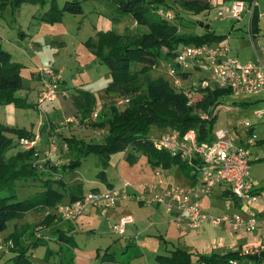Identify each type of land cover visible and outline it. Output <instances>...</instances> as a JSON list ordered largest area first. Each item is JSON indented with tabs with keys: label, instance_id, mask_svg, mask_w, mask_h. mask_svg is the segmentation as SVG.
Returning a JSON list of instances; mask_svg holds the SVG:
<instances>
[{
	"label": "trees",
	"instance_id": "obj_1",
	"mask_svg": "<svg viewBox=\"0 0 264 264\" xmlns=\"http://www.w3.org/2000/svg\"><path fill=\"white\" fill-rule=\"evenodd\" d=\"M112 1L117 13L131 16L136 30L124 33L99 32L97 43L89 42L88 44L93 45L92 51L111 75L112 80L104 90V95L110 98L119 96L118 93L135 94L123 109H119L116 101L104 102L103 110L100 114H95L96 116H94L96 98L91 92L76 87L71 94L76 112L70 122L101 131L106 129L102 142L92 143L74 137L60 136L58 138L60 146L73 150L76 156L54 165L50 160L56 148L50 155L46 154L51 142L55 146L53 141L48 142V149L44 151L46 160L42 162L39 151L34 146V132L0 122V231L6 229L10 220L22 218L28 211L43 212V218L32 227V234L36 237L33 245L39 244L38 241L42 238L37 236L40 229L50 226L57 219L62 220L57 212L60 205L71 203L83 196L81 184L65 181L62 173L76 170L81 158L90 153L100 156L103 170L97 176L102 181L106 179L104 169L109 164L110 156L130 147L133 151L143 152L153 169L166 170L175 166L182 170L190 182V187L195 186L199 178L198 171L191 168L180 156L156 149L152 139L148 138L147 132L153 126L167 129L160 135L172 131L183 135L191 129L194 130L198 142L209 143L215 139L214 110L223 97L230 94L227 88H220L214 84L206 87L198 86L192 90L198 92L200 98L192 102L189 95L191 89L179 88L174 82L175 78L182 81L192 78L193 72L201 70L199 65L181 70L175 62L181 47L223 41V35H217L210 27L206 29L203 22H198L200 31H195L194 26H191L189 31H182L180 28L189 25L183 21L179 8L184 12L197 15L212 7L211 0H176L177 7L173 4H165V0ZM19 2L20 0L17 4ZM51 9L53 11H49L45 19L50 23L59 20L64 12L82 13L79 2L74 0L65 1L60 10L53 2ZM158 10L164 13L159 14ZM167 12L171 13L170 17L165 15ZM139 26L144 27L145 30L141 31ZM161 59L169 60L173 64L168 71L173 68L175 74L170 75L167 71L169 76L174 77L172 85L161 76L157 78L149 76V72ZM132 66L139 68H132ZM21 69L22 65L12 61L9 52L0 44V104H17L22 100L16 96L17 91L23 87ZM55 73L58 74L55 80L56 86V83L60 81V75L59 72ZM40 74L37 70L32 72L31 76L39 77L42 83ZM201 113L205 114L206 118L203 116L202 118ZM8 134L15 135L21 146L18 148L14 146L16 150L11 155L5 156V152L13 146V140L7 136ZM22 140L34 142L32 146L23 147ZM134 159V153L127 154L128 161L133 162ZM23 181L35 188L34 194L18 199L15 186ZM253 191L256 192L255 189ZM224 194L233 206L237 205V201L231 197L230 192ZM29 227L30 225L18 228L15 225L13 231L5 238V245L10 242L9 246H6L7 250L13 253L12 264H31L30 255L26 252L27 248L21 242V237L29 230ZM58 231L62 232V236L58 235L57 241L62 240L73 244L72 235H67L60 229ZM108 250L109 247L102 254L97 251L96 258L99 259V264H129L116 261L113 253ZM155 259L159 264H232L233 262L249 264L252 261L258 263L264 261V251L236 250L222 254H208L176 248L169 254L156 255ZM72 261V256H69L60 264H73Z\"/></svg>",
	"mask_w": 264,
	"mask_h": 264
},
{
	"label": "rangeland",
	"instance_id": "obj_2",
	"mask_svg": "<svg viewBox=\"0 0 264 264\" xmlns=\"http://www.w3.org/2000/svg\"><path fill=\"white\" fill-rule=\"evenodd\" d=\"M17 1L0 0V44L3 49L9 52L12 61L22 65L23 87L16 93L22 100L17 104H0V122L12 127L26 128L35 134L41 132V141L37 142L35 146L41 154L48 149L47 132L50 131L53 134V139L51 140L55 143L56 148V151L53 152V158L66 162L75 157L76 153L73 150L62 147V145L60 146L61 143L58 142L60 136L83 139L85 142L100 143L104 139V133L106 132V129L101 131L99 129L81 127L67 119L65 104L68 105V109L72 105L71 94L75 91L74 88L79 87L95 96L94 114H100L103 110V103H108V101H116L119 109H123L130 103V98L135 94L132 93L130 95L127 93L121 95L118 93L119 96L110 98L104 95V90L112 80L111 75L107 67L100 62L92 51L93 45L88 43H97L99 32L114 31L116 33H124L125 31H135L136 27L130 15L117 13L112 0H74L79 2L82 13L70 14L64 12L60 19L53 23L45 20L47 13L53 11L51 3L54 2L60 10L65 1L73 0H20L18 4ZM225 2L224 5L230 3L229 0H225ZM168 3L177 7L176 0H165V4ZM218 6L219 4L217 6L212 5L208 11L197 15L184 12L179 8V14H181L183 21L189 25L180 28L182 31H189L190 27L194 26L195 31H200L198 22H203L208 24L211 30L217 32V34L224 33L223 25L228 23L230 27L233 22H226L227 16L223 18L217 16ZM238 24L240 22L234 23V25ZM139 29L141 31L145 30L141 26H139ZM239 29L241 30L242 28L239 27ZM234 30H237V27ZM224 44L231 49V43L229 44L228 41H225ZM232 47L235 48L234 45ZM256 50L258 52L259 48L256 47ZM170 66H173V64L169 60L161 59L158 65L149 72V76L151 78L161 76L172 85L174 77L167 74ZM41 68H50L55 72H59L60 81L56 83L55 96L57 97L60 94L63 104L59 103L58 99L53 101L46 100L43 103L39 102L38 96L42 83L41 80L32 78L31 73L39 71ZM132 68L139 67L132 66ZM42 74L40 75L42 76ZM179 80V88L191 89L189 95L191 101L194 102L200 98V94L192 90V88L203 87V82L208 81V73L200 70L193 72L192 78H188L185 81ZM209 85L213 86V83ZM240 100L233 95L223 97L219 104L217 119L213 124V133L216 130L226 131V129L235 126L242 138L247 136L242 122L247 120L251 123H256L254 114L261 111V109L253 104L242 108ZM57 104L60 106L58 109L56 108ZM202 116L204 117L205 114L201 113ZM40 127L45 128L46 131L40 129ZM255 127V130L252 128V133L260 139L264 138V123L258 122ZM166 130V128L153 126L148 130L147 136L149 139H153ZM7 136L13 140V146L5 152V156L11 155L16 150L14 146H17V148L21 146L18 144L15 135L8 134ZM226 138L232 141L236 139L231 132L227 134ZM27 145L23 144V147L32 146L33 144ZM128 153H134V163H129L126 160ZM149 165L143 152L140 150L133 151L132 148L128 147L123 152L113 154L111 161L104 169L107 180L112 179V183L115 186L124 187L125 183L131 185V187L125 189L122 187L116 189L124 190L128 193L130 201L141 203V212H143L141 218L144 220L147 217L154 219V217H151L154 206L150 205L153 203H149V199H152L154 195H162V190L168 184L180 187L189 184V180L184 176L182 170L177 169L175 166L166 170L159 169L161 173L157 176L154 173L155 169L151 166L149 167ZM254 167L264 168V162L254 163ZM102 170L100 156L90 153L81 158L80 165L76 170L64 172L62 175L64 180L72 184L80 183L82 192L85 195L91 192V189L100 185V179L97 175ZM252 179L259 182L254 174ZM262 182H264V179H262ZM153 183L157 184L155 192L142 193V190L137 188L139 185L147 186ZM34 190V187L29 186V183L26 184L24 181L17 183L15 186L18 199L33 195ZM143 194L146 202L135 200L136 196ZM210 201L212 202V207L209 208L211 214L221 215L227 212H224L223 209V199L216 198L215 193ZM203 207L206 210L208 208V206ZM139 211L138 208H135V212L128 209L126 212L131 215L126 213L124 216H135V213ZM161 212L158 211L160 220L162 219L161 214L164 216L163 212ZM84 215H87L86 217L90 221L88 224L83 220L86 217L81 218ZM43 216V212L31 210L26 212L23 218H16L8 222L6 229L0 231V264H12L13 253L7 250L6 246H9L10 242L5 245V238L13 231L14 226L24 223H37ZM83 216H80L81 219H78L76 223L71 224L73 227L67 232L73 235L75 241V244L71 247L63 246L54 240L58 236L56 229L63 228L60 223L40 229L37 236L42 238H40L39 241L41 242L37 245L32 244L36 239L34 235L25 237L22 240V244L27 248L26 252L30 255L31 264H60L69 256H72L73 264H99L98 258L95 257L96 250L102 254L107 247H109L108 251L114 254L116 261L120 263L158 264L154 256L156 254H165L171 248L170 243H165L158 236H153L154 238L149 236L152 232L154 235L159 234L155 233L153 229L141 234L139 237H135V235L128 237L129 234L131 235L129 231H126L125 235L122 236L115 233L109 224L107 225L108 216L94 211L91 207ZM61 221L65 224L64 219ZM72 221L75 220L70 222ZM161 221L162 223L165 222L164 220ZM66 224L68 223L66 222ZM165 228L166 226L159 228L162 236L165 235ZM52 235L55 236L53 240L51 239ZM127 238L131 239V244L125 248L124 239ZM120 242L124 245L122 246ZM30 244L32 245L30 246ZM184 248L189 249L185 246ZM192 248L189 251L195 252V249ZM249 264H264V261L260 263L252 261Z\"/></svg>",
	"mask_w": 264,
	"mask_h": 264
},
{
	"label": "built area",
	"instance_id": "obj_3",
	"mask_svg": "<svg viewBox=\"0 0 264 264\" xmlns=\"http://www.w3.org/2000/svg\"><path fill=\"white\" fill-rule=\"evenodd\" d=\"M229 1L228 5L219 6L217 16L219 18L227 16L240 21L245 11L243 1ZM211 4L217 6L218 0H211ZM256 5L257 0H250L247 9L249 14H252ZM158 13L163 14L164 12L158 10ZM165 15L170 17L171 13L167 12ZM247 35L252 41L251 24L247 27ZM175 62L181 70L199 65L201 70L206 71L208 81L203 82V87L213 83L217 87L227 88L234 96L256 94L264 89V61L257 56L255 61L241 64L231 56L228 45L224 43L185 45L179 49ZM39 71L43 73L40 102L52 100L55 98V80L58 78V74L50 68H41ZM168 72L170 75H174L175 69H169ZM174 82L179 85L177 78ZM262 112L264 111L255 113V117H259ZM94 116L96 115L94 114ZM242 123L247 136L239 144L227 139V133L224 130H217L214 133L215 139L209 143L198 142L194 130L191 129L183 135L172 131L153 138L152 143L156 149L180 156L191 168L198 171L199 178L196 185L191 187L168 184L162 190V195H154L152 199H149V203L162 205L165 211L172 215L176 224L186 221L191 230L198 229L205 221H209L215 226L229 223L236 231L253 232L259 228L261 238H264V196L253 191L250 181L251 161L264 160V150L259 155L251 154V147L257 144V136L252 133L254 125L247 120ZM21 142L25 145L33 144L26 140ZM54 150L55 146L51 142L46 154L50 155ZM154 173L157 176L160 175L158 169H155ZM217 182L228 187L231 197L239 203L240 213L210 215L202 212L201 202L210 196ZM127 187H131V185L125 183L123 188ZM137 188L142 190V193L155 192L157 184L139 185ZM129 198L130 195L120 189L96 190L83 195L76 201L60 205L57 212L64 220H76L85 214L89 207L104 214L120 200H129ZM135 200L146 202L144 194L136 196ZM231 205L230 201L226 203L227 207ZM131 222V216H123L113 225L112 229L115 233L121 234L125 224Z\"/></svg>",
	"mask_w": 264,
	"mask_h": 264
},
{
	"label": "crops",
	"instance_id": "obj_4",
	"mask_svg": "<svg viewBox=\"0 0 264 264\" xmlns=\"http://www.w3.org/2000/svg\"><path fill=\"white\" fill-rule=\"evenodd\" d=\"M226 1H228V0H226ZM242 1L244 3L245 11L242 14L241 20L236 21L235 19L228 17L225 21L226 22L227 21L233 22V25H231L229 27V24L225 23L223 25L224 33H221V34L218 33L217 34V32H215V31L214 32L217 35H223L224 36L223 41H222L223 43L225 41H228L229 44L231 43L230 44V47H231L230 54H231V56L235 57L238 60V62L240 61L239 63L246 64V63H249L251 61H255L257 56L262 61H264V0H257V5L254 8L252 14H249L248 10H247L249 8L250 0H242ZM225 3H226L225 0H218L219 6L224 5ZM237 22H240V24L234 25V23L237 24ZM249 24H251L252 32H253L252 41L249 39V37L247 35V27ZM236 27H237V30H234V28H236ZM239 27H241L242 29L240 30ZM222 42H220V43H222ZM254 42H255V44H254ZM250 44H251V46H250ZM231 45L232 46L234 45L235 48L232 47ZM251 47L253 48V51H252ZM256 47L259 48L258 52L256 50ZM32 78L40 80V78L37 76H32ZM42 89H43V87L40 89V91ZM40 91H39V96H38L39 102H40ZM228 95H232V94L230 93ZM224 97H226V96H224ZM234 97L241 99L240 104H241L242 108H245L249 104H253L255 107H259V109H261V111H264V89H261L256 94H251V95L245 94V95L234 96ZM56 99H58L59 103L63 104V101L61 100L60 94L57 97L55 96L54 100H56ZM51 101H53V100H51ZM43 102L44 101H42V103ZM71 103H72V105L70 106L69 109H68V105L65 104V108H67V114L66 115H68V117H67L68 120H72L75 117V112H76V109L73 105L72 99H71ZM59 107L60 106L57 104L56 108L58 109ZM218 111H219V105H217L215 110H214V114L216 116V119H217ZM254 119H255L256 123H252V124L254 125L253 129L255 130L256 129L255 125L258 124V122L264 123V112H262V114L259 117H255V114H254ZM40 129L46 131L45 128L40 127ZM230 132L236 137V139L233 140L234 143L239 144L244 140V138H242L238 134L235 126H233L230 129L229 128L226 129L227 134ZM52 135L53 134H51L50 131L47 132L48 142H50V140L53 139ZM40 136H41V132H38L37 134H35L34 146H36L37 142L41 141ZM262 150H264V138L260 139L257 136V144L255 146L251 147V149H250L251 154L252 155H259ZM112 155L109 158V162L111 161ZM39 158L41 159L42 162H44L43 161L45 159L44 153L43 154L39 153ZM126 160H127V156H126ZM50 161L53 162L54 165H58V164L62 163L58 158L57 159L53 158V155H52ZM128 162L130 163V161H128ZM257 162H264V160H257V161L252 160L251 161L250 181L252 182L253 189L256 190V193H259L262 196H264V182H262V179H264V168H262V167L255 168L254 163H257ZM131 163H134V162H131ZM150 166L151 165H149V167ZM253 174L255 177L258 178L257 181H259V182L253 181V179H252ZM55 175H57V174H55ZM62 177H63V175H62ZM189 186H190V182L188 185H186L184 187H189ZM120 187H122V186H120ZM120 187L115 186L112 183V179L107 180V178H106L103 181L100 180V185L94 187L93 189L104 190L107 188L116 189V188H120ZM93 189H91V190H93ZM228 192H229V189L225 184L217 182L214 185L210 196L207 198H204L202 200V202H201L202 212L205 214L213 215V214H211V211H209L210 210L209 208L212 207L211 206L212 202L210 200L213 197V194L215 193L216 198L219 197V198L223 199V201H224L223 209H224V212L227 211V212H225L226 214L240 213L241 209L239 207L238 202H237L236 206H233V205L228 206V207L226 206V203L229 200H227V198L225 197L226 195L224 193H228ZM83 195H84V193H83ZM140 205H141V203H134L133 201H130V200H120L114 207L109 208L103 215L109 217V219L106 221V223H107V225L109 224L111 227H113V225L116 224L121 217L126 215V213H128V215H131L129 212H126L128 209L134 210V212H135V208H138L140 211L138 213H135V216H133V215L131 216L132 222L125 224V226L123 228V232L119 235L124 236L126 231H129L131 233V235L129 234L128 237H130L132 235H135V237H137V236L139 237L141 234H143L145 232L152 231V229H153V231L155 233H159V234L154 235V233L152 232L151 234H149V236H151V238H154L153 236H158L165 243H170V245H171V248H170V250H167L168 251L167 253L156 254V255L169 254L170 251H172L176 248L185 249L184 246L189 248V249H191L193 247L192 249H195L198 252L208 253V254H210V253L222 254V253H225L227 251H236V250H241L242 252L243 251L249 252V251H252L255 249H260V251H264V238H261V230L259 228H257L253 232H248V231H244V230L236 231L232 228V226L229 223H223L219 226H215V225H212L209 221H205L204 223H202V225L198 229L191 230L187 226L186 221H183L180 224H176L172 218V215L167 213L162 205H156V204L154 205V203L150 204V205L154 206L153 207L154 210L151 213L152 214L151 217H154V219H150L147 217V219L144 220L141 218V216H143V212H141L142 211V207H141L142 205L141 206ZM138 206H140V207H138ZM203 206H208L207 210ZM93 210L98 212L96 209H93ZM158 211L163 212L165 217L161 214V217H162L161 220H164L166 223L165 222L162 223V221L160 220V216L158 215ZM86 216L87 215H84L81 218H84ZM81 218L79 217L75 221H72V222L65 221V224L63 221L57 219L56 221L51 223L50 226H52L53 224H59L60 223V225L61 224L63 225V228L60 230L67 233L73 227L71 224L76 223L78 221V219H81ZM83 220H85L86 224H88L90 222L89 219H87V217L84 218ZM66 222L68 224H66ZM34 224L24 223L21 225H16L18 228H24L27 225H30L29 230L25 234H23V236L21 237V242L25 237L34 235V234H32V231H33L32 227ZM225 224H227V225H225ZM164 226H166L165 235L162 236L160 234L161 230L159 228H162ZM43 228H46V227H43ZM56 230L58 232L57 235H61L62 232L58 231L59 230L58 228ZM53 232H54V230H53ZM67 235L71 236L72 234L67 233ZM51 237H52L51 239L53 240L55 236L52 235ZM72 237H73V235H72ZM46 238L48 239V237H46ZM54 240L57 241L56 238ZM73 240H74V238H73ZM130 240L131 239H128V238L124 239L125 248L131 244ZM38 242H41V241H38ZM57 242L63 246H67V247L68 246L71 247L75 244V241L73 242V244H71L70 242H64L62 240H59ZM120 244L122 246L124 245L121 242H120ZM166 249H168V248H166ZM189 249H187V250H189ZM97 251L98 250H96V253H97ZM110 253H112V252H110ZM156 255L154 256V259H155ZM95 257H96V254H95ZM127 263L131 264L130 262H127Z\"/></svg>",
	"mask_w": 264,
	"mask_h": 264
},
{
	"label": "water",
	"instance_id": "obj_5",
	"mask_svg": "<svg viewBox=\"0 0 264 264\" xmlns=\"http://www.w3.org/2000/svg\"><path fill=\"white\" fill-rule=\"evenodd\" d=\"M205 28L208 29L209 28V25L208 24H205Z\"/></svg>",
	"mask_w": 264,
	"mask_h": 264
}]
</instances>
